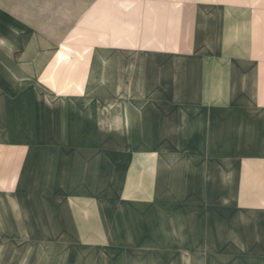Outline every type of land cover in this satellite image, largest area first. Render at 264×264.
<instances>
[{"label": "crops", "instance_id": "1", "mask_svg": "<svg viewBox=\"0 0 264 264\" xmlns=\"http://www.w3.org/2000/svg\"><path fill=\"white\" fill-rule=\"evenodd\" d=\"M93 7L61 70L0 12V264H264V0Z\"/></svg>", "mask_w": 264, "mask_h": 264}, {"label": "rangeland", "instance_id": "2", "mask_svg": "<svg viewBox=\"0 0 264 264\" xmlns=\"http://www.w3.org/2000/svg\"><path fill=\"white\" fill-rule=\"evenodd\" d=\"M97 3L98 0H0V12L5 9L16 26L19 17L25 18L28 37L43 39L44 44L53 42L58 45L47 48L44 61L58 51L55 65L59 64L56 69H72L76 67L75 61L82 60L83 40L97 39L99 36V15L93 7ZM113 17L107 16L108 24L109 18L112 20ZM193 241L188 240V243ZM215 242L217 246L222 245V240ZM205 243L206 240L203 241ZM159 256L162 262L163 254ZM218 259L226 260V256L219 255Z\"/></svg>", "mask_w": 264, "mask_h": 264}]
</instances>
